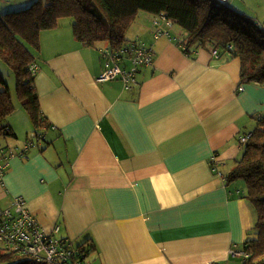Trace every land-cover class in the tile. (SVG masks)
<instances>
[{"label": "crops", "instance_id": "0c3cea01", "mask_svg": "<svg viewBox=\"0 0 264 264\" xmlns=\"http://www.w3.org/2000/svg\"><path fill=\"white\" fill-rule=\"evenodd\" d=\"M33 1L4 0L0 11ZM156 17L140 11L127 32L154 52L130 89L119 76L97 80L106 44L77 40L71 17L41 33L40 50L30 49L46 126L22 132L7 118L12 139L0 146L35 144L27 157L7 159L0 199L25 198L42 226L59 225L56 237L85 250L88 264H237L256 237L255 214L246 185L227 184L226 175L243 155L240 137L264 114V84L242 82L238 58L189 55L167 21L160 26L170 35L156 38Z\"/></svg>", "mask_w": 264, "mask_h": 264}, {"label": "trees", "instance_id": "16d2710c", "mask_svg": "<svg viewBox=\"0 0 264 264\" xmlns=\"http://www.w3.org/2000/svg\"><path fill=\"white\" fill-rule=\"evenodd\" d=\"M229 1L222 0H34L29 6L0 11V60L15 74L16 96L38 128L46 126L42 118L35 74L29 69L36 61L30 47L41 48V33L57 28L65 17L73 19L77 40L94 46L103 41L113 49L129 42L127 32L140 11L164 14L170 24L178 23L186 35L180 39L185 52L199 49L218 57L238 58L242 82L264 84V28ZM0 119L12 114L16 107L10 86L0 73ZM5 123H0V135ZM12 133L4 134L6 136ZM42 134L38 135V139ZM34 141V139H28ZM4 147V146H3ZM240 159L226 175L227 184L237 179L246 182L245 198L255 214L256 237L247 240L242 264H264V114L244 144ZM13 264H31L32 259L16 251Z\"/></svg>", "mask_w": 264, "mask_h": 264}, {"label": "built area", "instance_id": "2783aa9c", "mask_svg": "<svg viewBox=\"0 0 264 264\" xmlns=\"http://www.w3.org/2000/svg\"><path fill=\"white\" fill-rule=\"evenodd\" d=\"M153 21L157 24L154 30L156 38L164 34L170 35V32H166L160 26L161 21H167L170 24L164 14L157 15ZM100 51L106 67L97 80L107 81L119 76L124 81L127 89L137 83L139 67L141 65H150L154 61L153 50L138 41H129L116 49L105 45ZM211 54L217 58L218 50H213ZM124 58L129 60L130 67L120 65L119 61ZM37 68L36 63L30 64L29 69L33 74H36ZM238 88L243 90V84H240ZM12 132V126L6 124L2 133L9 134ZM250 136L251 132L242 135L240 137L241 144L244 145ZM34 144V141L27 140L25 147L29 149ZM26 148L20 151H15L12 148L7 150L2 148V153L0 154V183L2 182L9 156L19 154L27 157ZM59 228V225H54L51 230H48L42 226L28 206L27 200L23 197L15 196L10 205L5 207L0 205V243L3 247L32 259L31 264H88L85 260V250L75 246L71 241L55 236ZM231 252L234 256L243 254L242 251L236 249H232ZM214 264L222 263L216 262Z\"/></svg>", "mask_w": 264, "mask_h": 264}, {"label": "rangeland", "instance_id": "374dc122", "mask_svg": "<svg viewBox=\"0 0 264 264\" xmlns=\"http://www.w3.org/2000/svg\"><path fill=\"white\" fill-rule=\"evenodd\" d=\"M3 2L4 1H2V2L0 1V5ZM230 3L234 6V8H236L237 10H239L242 13H245L247 16H249L251 19H253L256 23H258L261 27L264 28V0H231ZM1 11L4 12L3 10H1ZM62 19L65 20V19H71V18L65 17ZM173 30H174V32L181 31V36L186 35V31L178 23L174 24ZM127 34H129V33H127ZM103 45H104V42L99 41L94 46L96 48H99V47H102ZM0 71L3 73L6 80L8 81V85L10 86L11 92L13 94L14 104L16 103V105L18 106V112L15 115H13V116L8 115L7 117L0 119V123L3 124L6 121H8V119L13 118V121L15 123L19 124L20 128H22V132H25V128H27V125L31 128L32 131H34L35 130L34 128L36 126L32 122L29 114L22 107L21 101L16 96V79H15L14 72L2 60H0ZM0 89H2L1 84H0ZM19 112L22 113V115H24L22 119H21V116H19V114H18ZM9 116H10V118H9ZM26 134H28V133H26ZM26 134H25V137L30 136V135H26ZM29 134H33V132H29ZM1 138L5 139L7 143L10 142L12 139V137L10 135L8 137V136L2 134V135H0V144H5L2 142ZM19 140H22V139L20 138ZM2 148L4 150H7L10 147L0 146V154L2 153ZM236 181H240L241 183H244V185H246V182L243 179H237ZM0 205L5 207V206H8V203H5L2 199H0ZM9 254L10 253L5 252L0 246V264H13V263L17 262L18 255H16V254L9 255ZM244 259H245L244 257L236 258L237 264H242Z\"/></svg>", "mask_w": 264, "mask_h": 264}]
</instances>
